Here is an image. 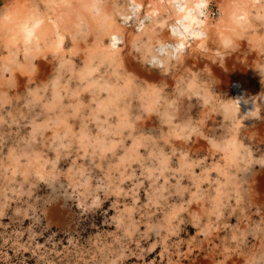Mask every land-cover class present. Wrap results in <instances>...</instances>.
I'll return each instance as SVG.
<instances>
[{
    "label": "clouds",
    "instance_id": "obj_1",
    "mask_svg": "<svg viewBox=\"0 0 264 264\" xmlns=\"http://www.w3.org/2000/svg\"><path fill=\"white\" fill-rule=\"evenodd\" d=\"M126 51L136 53L132 67L125 64ZM73 56L82 58L79 66ZM38 60L49 65L56 63L41 86L28 90L23 105L27 113L19 109L15 110L16 114L8 111L7 121L0 115V125L11 126L35 112L29 121L31 131L19 136L7 153L0 155V218L15 219L19 215L29 218L18 206L14 213L12 205L19 197L31 195L30 189L36 181L51 189L50 201L73 198L79 201L78 208L99 210L104 201L97 195L98 190L102 188L105 197L113 192L119 195L123 190L117 182L128 178L120 169L133 163L143 169L141 175L147 173L150 187L166 172H178L189 175L196 188L187 204L169 206L170 210L161 219L148 222L144 235L153 232L167 240L169 236L198 229L208 239L211 232L203 223V216L214 215L219 220L222 209L231 207L228 201L233 195L236 204H241L242 192L257 200L264 197L260 183L264 178V0H0V78L7 72L9 83H13L12 73L20 71L31 80L40 71ZM190 60L195 61L193 66L184 67L177 74ZM236 70L256 81L254 94L244 89L233 96L225 90L226 78ZM143 71L169 77L175 93L173 99H167L169 93L165 90L169 84L165 80L145 79L141 75ZM65 73H68L66 78ZM73 80L75 86L70 87L69 81ZM84 95L89 97L87 102ZM185 98L196 100L202 111L220 117L223 126L218 129V135L205 133L204 119L181 117ZM13 99L19 97L0 91V110L14 107ZM38 107L40 111H35ZM38 116L43 118L37 121ZM152 116L167 131L161 128L158 135L144 131L133 135L137 123L142 124ZM233 117L240 120L235 127L231 126ZM70 121H79L78 130L74 131ZM49 130L51 137H44V132ZM11 135L0 129V149ZM37 135L42 138L40 141ZM194 136L202 150L213 157L219 154L223 164L214 162L209 167L208 156L194 158L190 151ZM43 139L49 140L46 147L55 153L53 158L38 147ZM128 139L132 142L125 146ZM172 140L182 141L186 149L173 147L166 152L159 143L171 145ZM74 144L90 161L107 159L109 164L105 182L95 185L91 183V166L70 167L68 187L72 192L69 193L61 182L65 172L58 165L61 159L71 155ZM140 148L148 150L146 157L138 151ZM119 149H123V154L117 155ZM177 151L178 166L173 168L172 157ZM111 157H116L117 163H112ZM146 160L152 163L146 166ZM94 166L101 167L99 163ZM197 167L202 170L200 175L195 172ZM212 171L224 177L223 181L211 180ZM17 176L21 179L17 180ZM248 179H254L255 184L243 187ZM204 182L210 188L215 184L214 195L201 188ZM25 183L30 186L27 191ZM175 187L180 196L186 191L179 181ZM164 191L163 185L154 188L153 204L167 201L162 195ZM89 197L91 203L85 204ZM193 201H207L211 207L195 214L188 211ZM137 210L127 207L113 217L125 236L132 235L130 228L135 230L132 213ZM31 219L37 221L34 214ZM25 231L29 233V241L22 244ZM237 231L232 237L235 246L230 254L214 257L217 264H228L232 255L240 264H264V217ZM33 235L31 225L7 237L0 234V264H20L10 251L17 255L29 251L26 244ZM249 237L255 243H249ZM120 239L116 237V242L120 243ZM105 248L111 249V245ZM33 255L37 257L36 264H56L46 251L33 249ZM123 258L121 251L117 259ZM169 264L173 262L170 260Z\"/></svg>",
    "mask_w": 264,
    "mask_h": 264
},
{
    "label": "rangeland",
    "instance_id": "obj_2",
    "mask_svg": "<svg viewBox=\"0 0 264 264\" xmlns=\"http://www.w3.org/2000/svg\"><path fill=\"white\" fill-rule=\"evenodd\" d=\"M130 32L131 30H129V34H131ZM124 54L125 64L132 67L136 53L126 51ZM65 55L67 56L68 54L66 53ZM72 58L75 60L77 66L81 64L82 58L80 56H73ZM48 59L52 60V57L49 56ZM36 63L40 67V71L31 80L27 75H21L20 71L12 73V76L16 74L15 76L18 77H12L13 83H9V74L7 72L3 73V77L0 78V91H6L9 96L19 97V99H13L12 105L14 107L5 106V109L0 110V115H3L6 121L10 119L7 115L8 111L16 114L15 110L19 109L20 112L27 113V109L23 105L25 99L28 98V90L41 86V83L50 77V70L56 62L53 61L52 65H49L42 60H38ZM194 63L195 61L190 60L186 65L180 67V72L177 74L182 73L184 67H192ZM193 70L195 69L193 68ZM101 71H104V69L101 68ZM141 73L145 79L165 80L169 84V87L165 90L169 93L167 99H173L175 93L172 90V80L169 77L158 76L155 71H143ZM67 75L68 73H65V78ZM226 80L225 90L230 95L234 96L233 91L229 89L231 81H239L243 89H247L253 94L257 91L256 81L250 80L240 70H236ZM75 83V80L69 81V86L74 87ZM83 99L87 102L89 97L84 95ZM35 111H40V108L38 107ZM34 114L35 112L27 114L24 118L19 119L18 124H12L11 126L8 124L0 125V129L12 134L5 142L4 147L0 149V155L6 154L8 147L13 145L14 141L19 139V136H26L31 131L29 121ZM189 116L193 120L204 119L207 122L204 131L210 136L218 135V129L223 126V122L219 116L202 111L196 100L189 101L185 98L181 104V117L187 119ZM42 118V116H38L37 121ZM233 121L235 123L233 122L231 126L235 127L238 125L235 117H233ZM70 123H73L74 131L78 130L79 121H70ZM90 127L95 131L93 125H90ZM161 128L167 131L166 127L160 125L157 117L152 116L144 119L142 124L138 122L137 132H134L133 135H137L139 131L152 132L153 135H158ZM51 135L50 130L44 132V137H51ZM41 139L37 135V140L40 141ZM196 141L197 137L194 136L190 142L192 144L190 151L194 154V158H199L200 155L208 156L209 167L214 162L223 164L219 154L213 157L207 151L202 150L201 144ZM131 142V139L126 140L125 146L130 145ZM48 143V139H43V144H38V147L46 152L49 158H53L55 153L46 147ZM159 143L164 146L166 152L171 151L173 147L178 150H185L187 147L182 141L176 140H172L171 145H164L163 141H159ZM77 149L78 146L74 144L71 155L61 159L58 165L65 172V176L61 177V182L69 193L72 192V188L68 187L70 183L68 169L70 167L74 169L80 164L91 166L93 168V180L91 183L95 185L96 183L105 182L104 175L109 164V160L107 159L104 161H90L83 154L82 150ZM138 151L145 157L148 155V150L145 148H140ZM121 154H123V149H119L117 152V155ZM178 156L179 151H177L176 156L172 157L173 168L178 166ZM73 161H75V164H73ZM111 162L117 163L116 157H111ZM95 163H99L101 167L96 168L94 166ZM150 163L152 162L145 161L146 166ZM120 171L124 172L125 177H128L123 179L122 183L117 182L118 187L123 191L119 195L113 192L105 197L103 189L98 190L97 195L100 196V199L104 203L96 211H86L84 208H78L77 204L79 201L73 198L65 199L62 197L58 201H50L51 189L47 184L36 181L35 185L30 189L31 195L19 197L12 205L14 213L18 206L21 213H28L29 218L25 219L23 215H19L15 219L11 216L0 218V234H4L5 237L24 231L30 225L33 227L34 235L31 241L26 244L29 251H22L18 255L10 251L13 259H18L20 264H36L37 257L33 255V249H35L37 252L41 250L48 252L50 258L56 264H111L113 260L116 261V264H169L170 260L173 264H217V259H214V257L223 258L224 256H228L231 249L235 246L232 237L238 234L237 230H243L247 225L264 217V197L257 200L255 197L250 198L242 192L243 200L241 204H236L233 195L228 201L231 207L222 209L223 215L219 220L214 215L202 217L203 223L209 226V231L211 232L208 239H205L198 229L190 232L185 231L181 235L169 236L167 240L156 236L153 232L144 235L147 223L161 219L164 212L170 210L169 206L187 204L191 199V193L196 191L194 181L189 175H182L178 172H166L164 176L154 173L153 175L159 176V179L156 180L154 186L150 187L151 181L146 179V172L144 175H141L143 169L138 163H133L130 167H121ZM201 171L200 167L195 169L197 175H200ZM113 175L119 176L120 173L113 172ZM165 177H167V182L165 181ZM209 177L211 180L220 179L223 181L224 179L216 171L210 172ZM16 179L19 180L21 178L17 176ZM30 179H34V177H30ZM262 179L264 180V178ZM177 181H179V186L186 189L182 196L176 194L175 186L177 185ZM137 184H140L139 188H136ZM254 184V179H248V183L243 185V187ZM161 185L166 189L162 195L167 197V201L160 200L158 204H153L152 195L154 188H158ZM29 187L28 183L24 184L26 191L29 190ZM261 187L264 188L262 185ZM201 188L208 189L212 195L215 194L213 191L215 184L210 188L209 184L204 182L201 184ZM8 195L14 194L8 193ZM84 203L90 204L91 198L89 197ZM161 205L164 207L161 208ZM127 207H136L138 209L132 213V220L136 222V226L135 230L129 229L132 232L131 236H125L123 229L117 228V222L113 219L119 213H123ZM210 207V202L193 201L188 205V211L201 214L204 209ZM33 214L37 217L36 222L31 219ZM116 237L121 238L120 243L116 242ZM28 241L29 233L25 231L20 243L24 244ZM249 243H255L251 240V237H249ZM106 245H111V249L105 248ZM122 245L123 247H121ZM37 246L40 247L38 248ZM121 251L124 254L122 260L117 259ZM228 264H240V261L235 255H232Z\"/></svg>",
    "mask_w": 264,
    "mask_h": 264
},
{
    "label": "bare ground",
    "instance_id": "obj_3",
    "mask_svg": "<svg viewBox=\"0 0 264 264\" xmlns=\"http://www.w3.org/2000/svg\"><path fill=\"white\" fill-rule=\"evenodd\" d=\"M125 23H127V20H125ZM131 33V32H130ZM125 55V54H124ZM41 64V63H40ZM39 73V72H38ZM142 74V73H141ZM16 74H14L13 76H15ZM12 76V77H13ZM18 76V75H17ZM16 77V76H15ZM16 78H18V77H16ZM15 79V78H14ZM19 81V80H18ZM14 82V81H13ZM233 85H236L235 87L233 86ZM229 89L230 90H232L233 91V93H234V96H236V95H238V94H240L244 89H243V87H242V84L241 83H239V81L238 82H236V81H231L230 83H229ZM6 90V89H5ZM236 121H238L237 122V124H239V122H240V120L239 119H237L236 118ZM235 123V122H234ZM235 125V124H234ZM88 159V158H87ZM261 185L262 186H264V180L263 179H261ZM202 205V204H201Z\"/></svg>",
    "mask_w": 264,
    "mask_h": 264
},
{
    "label": "snow or ice",
    "instance_id": "obj_4",
    "mask_svg": "<svg viewBox=\"0 0 264 264\" xmlns=\"http://www.w3.org/2000/svg\"><path fill=\"white\" fill-rule=\"evenodd\" d=\"M253 115H255V113H253Z\"/></svg>",
    "mask_w": 264,
    "mask_h": 264
}]
</instances>
